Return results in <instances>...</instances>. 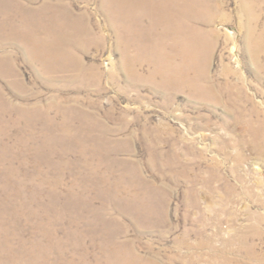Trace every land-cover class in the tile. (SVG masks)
Wrapping results in <instances>:
<instances>
[{
    "label": "rangeland",
    "instance_id": "rangeland-1",
    "mask_svg": "<svg viewBox=\"0 0 264 264\" xmlns=\"http://www.w3.org/2000/svg\"><path fill=\"white\" fill-rule=\"evenodd\" d=\"M125 1L0 0V264H264V0Z\"/></svg>",
    "mask_w": 264,
    "mask_h": 264
},
{
    "label": "bare ground",
    "instance_id": "bare-ground-1",
    "mask_svg": "<svg viewBox=\"0 0 264 264\" xmlns=\"http://www.w3.org/2000/svg\"><path fill=\"white\" fill-rule=\"evenodd\" d=\"M137 1H139V0H127V1H125V3H132V4H134V3H136ZM259 2H260V0H250L249 1V4H248V7H249V9H251L252 11H254V8L257 6V5H259ZM223 2H222V0H213L212 2H211V4H210V6H209V8L207 7V6H205V5H201L200 6V8H201V18H203V19H206V21H205V23L206 24H208V23H211L212 21H211V18L209 17L210 15H208L209 14V12L211 11V10H213L214 8L217 10L218 8H220L223 4H222ZM153 8V10H152V12H151V9H150V12L151 13H153V16H154V18H157L158 19V21H160V22H164V19H165V15L164 14H162L159 10H158V8L156 7V6H153L152 7ZM200 13V12H199ZM210 14H212V13H210ZM214 16V15H213ZM212 16V17H213ZM130 25H132L133 27H135V29H136V33L141 37V34H140V32H141V30H143V28L141 27L142 26V21L140 20V18H137V17H132V21H131V23H129ZM156 25V23L154 22V26ZM51 26H54V22L50 25V27ZM57 26V25H56ZM150 32L148 33V35L149 36H153L154 34L156 35V33H155V30L153 29V28H150V30H149ZM154 35V36H155ZM201 39V46H200V51H202V49L203 48H205V46L204 45H206L205 43H206V41H207V33H204V34H202V37L200 38ZM171 60L173 61V59H172V57H171ZM157 65L161 68V74H165V76L167 77V80L168 81H177V80H180V81H182L181 79H178V78H175L174 77V73H172V75H170L169 73H168V71L169 70H172V67H171V63L169 62V64H166V65H164V64H160V63H157ZM121 257V256H120ZM126 258V257H125ZM131 258V257H130ZM130 258H129V260H130ZM134 258V257H133ZM132 259V258H131ZM138 260H140V259H138ZM128 261V260H127ZM131 261H133V260H131ZM137 261V260H136ZM142 261V260H141ZM129 263V262H128ZM140 263V262H139ZM152 263V262H151ZM124 264H125V262H124ZM127 264V263H126ZM131 264V263H130Z\"/></svg>",
    "mask_w": 264,
    "mask_h": 264
}]
</instances>
